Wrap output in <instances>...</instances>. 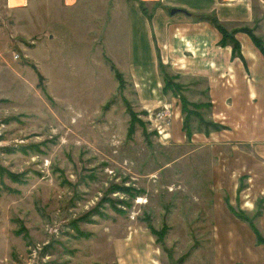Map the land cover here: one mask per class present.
<instances>
[{
	"label": "rangeland",
	"instance_id": "374dc122",
	"mask_svg": "<svg viewBox=\"0 0 264 264\" xmlns=\"http://www.w3.org/2000/svg\"><path fill=\"white\" fill-rule=\"evenodd\" d=\"M128 1L0 0V264H264V147L141 82Z\"/></svg>",
	"mask_w": 264,
	"mask_h": 264
},
{
	"label": "crops",
	"instance_id": "0c3cea01",
	"mask_svg": "<svg viewBox=\"0 0 264 264\" xmlns=\"http://www.w3.org/2000/svg\"><path fill=\"white\" fill-rule=\"evenodd\" d=\"M157 1L160 7L150 18L136 1L124 6L125 49L141 82L149 81L150 70L157 73L159 55L175 79L201 87L199 94L211 108V120L223 126L218 135L224 144L245 140L264 147V55L247 33L239 31L234 36L241 58L233 57L230 45L218 44L221 34L214 25L196 17L213 14L227 29L247 26L264 42V0ZM172 7L187 13L171 15ZM158 85V94L163 93L161 80ZM139 92L149 95L148 88ZM162 98L159 95L158 105Z\"/></svg>",
	"mask_w": 264,
	"mask_h": 264
},
{
	"label": "trees",
	"instance_id": "16d2710c",
	"mask_svg": "<svg viewBox=\"0 0 264 264\" xmlns=\"http://www.w3.org/2000/svg\"><path fill=\"white\" fill-rule=\"evenodd\" d=\"M137 2V5L140 9V11L145 14L147 17H151V14L147 13L146 8L144 7L145 1L144 0H135ZM155 3H159L158 1H155ZM170 10V8L168 9V11ZM198 19L200 20H207L209 21L212 25H214V27L219 31V33L221 34V39L218 41V44L221 46H226V45H230L232 48V56L235 57H240L241 58V53H240V45H239V41L235 38V33L236 32H245L247 33L252 41L255 43V45L260 49V51L262 52V54L264 55V42L263 40L258 37L255 36L253 34V31L251 28L247 27V26H241V27H237V28H233V29H227L226 27H224L217 19L216 17L211 14V15H199L196 16ZM158 68L160 70V72L164 73V84L162 86V92L164 94L168 93L169 91L174 95L176 94L175 92H177L176 88L179 89V86L175 83H173V78H176V76L172 75V74H168L165 71L166 66L161 62L159 55H158ZM172 79V81H171ZM119 83H121V78L118 79ZM176 87V88H175ZM180 100H181V111L183 112H188L189 114L191 113L190 110L187 109L188 105H192V106H199L197 104L194 103H188L187 100L185 98H183L182 95H180ZM202 106H209L208 103L206 104H201ZM192 114H196L198 115L196 112L192 111ZM133 119L131 118L130 120V127H129V134L131 133L132 130V123H133ZM188 121V115L185 117V122ZM201 121V120H200ZM201 123L203 124V126H205V131L207 132L209 129H214V130H219L221 128H223L222 125L213 122L212 120H202ZM184 127V126H183ZM188 127V124L185 125V128ZM255 235H256V244H260L263 243V241H261L260 239V234L257 232V230L255 229L254 226H250Z\"/></svg>",
	"mask_w": 264,
	"mask_h": 264
},
{
	"label": "built area",
	"instance_id": "2783aa9c",
	"mask_svg": "<svg viewBox=\"0 0 264 264\" xmlns=\"http://www.w3.org/2000/svg\"><path fill=\"white\" fill-rule=\"evenodd\" d=\"M156 114H157V117H156L157 119L165 120L166 118H164V115L171 117L173 115L172 104L165 103L164 105L160 106V108L158 109ZM165 124L167 125L168 121ZM155 131H156V133H158L160 135V133H162L164 131V129H159L156 126ZM165 137H167V136H165Z\"/></svg>",
	"mask_w": 264,
	"mask_h": 264
},
{
	"label": "water",
	"instance_id": "95a60500",
	"mask_svg": "<svg viewBox=\"0 0 264 264\" xmlns=\"http://www.w3.org/2000/svg\"><path fill=\"white\" fill-rule=\"evenodd\" d=\"M177 12H184V13H187V11L181 9V8H175V7H172L170 10H169V13L171 15L177 13Z\"/></svg>",
	"mask_w": 264,
	"mask_h": 264
}]
</instances>
